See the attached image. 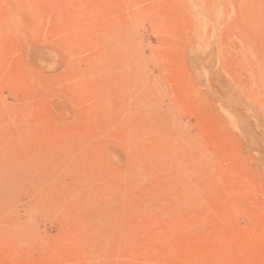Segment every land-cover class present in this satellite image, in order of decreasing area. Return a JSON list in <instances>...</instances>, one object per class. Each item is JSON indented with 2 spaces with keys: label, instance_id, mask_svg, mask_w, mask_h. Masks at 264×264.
I'll return each mask as SVG.
<instances>
[{
  "label": "rangeland",
  "instance_id": "obj_1",
  "mask_svg": "<svg viewBox=\"0 0 264 264\" xmlns=\"http://www.w3.org/2000/svg\"><path fill=\"white\" fill-rule=\"evenodd\" d=\"M0 264H264V0H0Z\"/></svg>",
  "mask_w": 264,
  "mask_h": 264
}]
</instances>
